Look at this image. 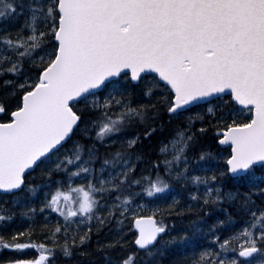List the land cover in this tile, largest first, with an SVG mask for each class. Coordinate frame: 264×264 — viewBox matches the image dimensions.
Listing matches in <instances>:
<instances>
[{
	"label": "snow or ice",
	"instance_id": "snow-or-ice-1",
	"mask_svg": "<svg viewBox=\"0 0 264 264\" xmlns=\"http://www.w3.org/2000/svg\"><path fill=\"white\" fill-rule=\"evenodd\" d=\"M0 250L264 264V0H0Z\"/></svg>",
	"mask_w": 264,
	"mask_h": 264
},
{
	"label": "trees",
	"instance_id": "trees-1",
	"mask_svg": "<svg viewBox=\"0 0 264 264\" xmlns=\"http://www.w3.org/2000/svg\"><path fill=\"white\" fill-rule=\"evenodd\" d=\"M53 219H55V216L53 217ZM177 227H179V223H177ZM101 235H103V233H101ZM13 255L15 254L11 251L0 250V259L6 258L8 256H13ZM33 255H35L34 250L25 251V256H33ZM97 257H98V264H99V260L102 259V257L100 256V254H97Z\"/></svg>",
	"mask_w": 264,
	"mask_h": 264
}]
</instances>
